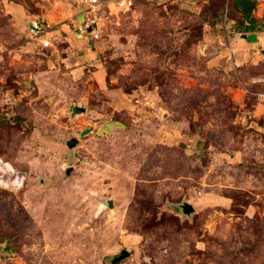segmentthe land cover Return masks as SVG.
<instances>
[{
  "label": "rangeland",
  "instance_id": "1",
  "mask_svg": "<svg viewBox=\"0 0 264 264\" xmlns=\"http://www.w3.org/2000/svg\"><path fill=\"white\" fill-rule=\"evenodd\" d=\"M134 1L0 0V264H264V0Z\"/></svg>",
  "mask_w": 264,
  "mask_h": 264
},
{
  "label": "built area",
  "instance_id": "2",
  "mask_svg": "<svg viewBox=\"0 0 264 264\" xmlns=\"http://www.w3.org/2000/svg\"><path fill=\"white\" fill-rule=\"evenodd\" d=\"M80 2L86 4L95 14V17L94 19L88 17L86 23L78 27V32L87 38L90 37L92 40L99 39L102 32V17L98 18L97 13L102 12L111 16H120L131 11L135 5L134 0H80ZM53 28L47 21L33 17L28 25V37L42 49H53L55 47ZM252 82L257 85H264V76L254 77ZM259 95L260 98L264 97L263 93Z\"/></svg>",
  "mask_w": 264,
  "mask_h": 264
},
{
  "label": "water",
  "instance_id": "3",
  "mask_svg": "<svg viewBox=\"0 0 264 264\" xmlns=\"http://www.w3.org/2000/svg\"><path fill=\"white\" fill-rule=\"evenodd\" d=\"M239 7L244 14H251L256 9V2L253 0H239ZM244 38H246V35H244ZM77 144H78L77 139H71L67 143L69 148H74ZM182 208L183 211L187 214H191L192 212H194V208L190 204H184ZM127 256H129V253L125 252L124 255L117 258V261H121Z\"/></svg>",
  "mask_w": 264,
  "mask_h": 264
},
{
  "label": "trees",
  "instance_id": "4",
  "mask_svg": "<svg viewBox=\"0 0 264 264\" xmlns=\"http://www.w3.org/2000/svg\"><path fill=\"white\" fill-rule=\"evenodd\" d=\"M245 16L248 17V16H250V15L245 14ZM255 22H256V21L252 20L253 28H252V27H247V31H249V32H253V31H254V29H255V28H254V27H255Z\"/></svg>",
  "mask_w": 264,
  "mask_h": 264
},
{
  "label": "crops",
  "instance_id": "5",
  "mask_svg": "<svg viewBox=\"0 0 264 264\" xmlns=\"http://www.w3.org/2000/svg\"><path fill=\"white\" fill-rule=\"evenodd\" d=\"M251 33H254V32H251ZM244 35H246V34H243L242 36H243V38H244ZM246 38L249 40V38H248V35H246ZM247 40V41H248ZM231 56V53L229 54V57ZM218 58V57H217Z\"/></svg>",
  "mask_w": 264,
  "mask_h": 264
}]
</instances>
